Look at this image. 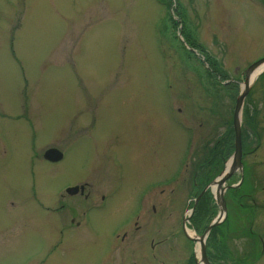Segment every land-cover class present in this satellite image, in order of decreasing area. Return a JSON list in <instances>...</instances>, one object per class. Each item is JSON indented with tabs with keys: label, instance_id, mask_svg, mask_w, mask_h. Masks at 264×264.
Wrapping results in <instances>:
<instances>
[{
	"label": "rangeland",
	"instance_id": "374dc122",
	"mask_svg": "<svg viewBox=\"0 0 264 264\" xmlns=\"http://www.w3.org/2000/svg\"><path fill=\"white\" fill-rule=\"evenodd\" d=\"M173 1L180 18L165 0H0V264H203L194 237L219 213L216 186L200 227L195 212L233 164L229 123L264 58V0ZM253 81L245 150L264 129V72ZM245 159L251 220L228 190L232 227L212 230L210 264H264V133ZM68 210L82 227L60 225Z\"/></svg>",
	"mask_w": 264,
	"mask_h": 264
},
{
	"label": "water",
	"instance_id": "95a60500",
	"mask_svg": "<svg viewBox=\"0 0 264 264\" xmlns=\"http://www.w3.org/2000/svg\"><path fill=\"white\" fill-rule=\"evenodd\" d=\"M263 65H264V58L253 63L245 72L246 80L243 84L242 91L240 95L238 96L237 105L234 111L235 152L232 157L233 164L229 169H227L221 175V177H219L216 181L212 183V185H215L217 187L216 199H217L218 206L220 208V214L212 222V224L206 229L204 235L201 236V238L199 239V242L201 244V255H202L203 264H210L207 258V254H206V245H205L206 238L208 237L211 230L214 227L218 226L228 215L226 199H225V191L228 189V187H224V184L237 170L242 169V162H241L242 143H241V122H240L241 112H242L244 101L254 84V81H252L251 78L253 74ZM44 157L48 161L58 162L63 158V154L56 149H50L46 152ZM76 191H77V188L68 189V192L70 194L76 193Z\"/></svg>",
	"mask_w": 264,
	"mask_h": 264
},
{
	"label": "trees",
	"instance_id": "16d2710c",
	"mask_svg": "<svg viewBox=\"0 0 264 264\" xmlns=\"http://www.w3.org/2000/svg\"><path fill=\"white\" fill-rule=\"evenodd\" d=\"M166 2V7L168 8V9H170V8H172V6H173V3H171V0H165ZM176 15L178 16V18H180L179 17V13H178V11L176 12ZM172 23H173V25H174V27H179V25H181V23L179 22V23H177L176 21H174L173 19H172ZM186 28H184V30H185ZM184 32H186V30L184 31ZM183 32V33H184ZM184 36H185V39H187V41L190 43V45L192 46V47H194V48H197L198 46H196L195 45V43H194V41L191 39V38H189V37H187V34H184ZM190 54L191 55H193L194 56V53H192V52H190ZM210 61V58H207V62H209ZM229 124H231V122L229 123ZM233 133V132H232ZM230 139H231V141L234 139V136H233V134L231 135V137H230ZM231 142L229 141V144H230ZM230 145H229V148L225 151L226 153L229 151V149H230ZM231 150V149H230ZM225 153V156L224 157H228L229 156V153L228 154H226ZM211 155H213L212 153H211ZM222 156H220V158H221ZM220 158H219V156H215V157H213V160H211L210 161V164H211V168H212V170H213V168L215 167V164L214 163H216V162H218V160H220ZM217 159V160H216ZM216 161V162H215ZM213 164H214V167H213ZM212 170H211V174H212ZM218 170V169H217ZM220 170V169H219ZM202 180V179H201ZM251 189H253V186H250V188H247L246 189V191H250ZM231 192H234V195H235V197L236 196H239L240 194H237V192H239V191H235V190H231ZM210 198H211V196H210V193H207L206 195H204L202 198H201V200L199 201V203H198V207H197V209H196V212H195V214L197 215V217H196V225L198 226V227H200L203 223H205V220H207L206 218H207V214L209 213H211L212 212V208H210L211 206V201H210ZM236 199H237V197H236ZM236 199H234L235 201L233 202L234 204L232 205V204H229V206H231L232 208H233V210H235L236 212H238V213H240L241 212V210L243 211V212H241L242 214H244V215H246V217H247V220L249 219V220H251V218H250V210H244L245 209V206H248L247 204L249 203L248 202V199H247V204L246 203H243V204H241V205H238L237 204V202H239V199H237V201H236ZM250 201V200H249ZM245 211V212H244ZM232 213V212H231ZM231 218V217H230ZM229 218V219H230ZM226 222L228 223L229 222V226L230 227H232V224H231V222H230V220L228 221V220H226ZM225 222V223H226ZM234 226V225H233ZM233 230H231V229H228V235L229 234H232L231 232H232ZM251 234V233H250ZM227 238V237H226ZM234 238H237V237H234ZM242 262H243V264H246L245 263V261L242 259Z\"/></svg>",
	"mask_w": 264,
	"mask_h": 264
},
{
	"label": "flooded vegetation",
	"instance_id": "af4514ba",
	"mask_svg": "<svg viewBox=\"0 0 264 264\" xmlns=\"http://www.w3.org/2000/svg\"><path fill=\"white\" fill-rule=\"evenodd\" d=\"M261 99H263V97L261 98ZM256 112H258V111H256ZM249 118V117H248ZM255 118H256V116H255ZM232 127H233V119H232ZM253 131H252V134L255 136V138H254V140L253 141H256V143H257V146L255 147V148H253V150H245V147L243 146V150L245 151V152H243V158H242V165H243V172H244V179H243V182L241 183V186H240V188L238 189V190H240L241 189V187H242V185H243V183H244V181H245V175H246V171L245 170H248V171H250L251 170V167L249 166V167H247V160L245 159L246 158V156H248V155H252L253 154V152L254 151H257L259 148H260V146H261V141H262V134L264 133V129H258V132H256L257 130H254V129H252ZM247 132H249V131H247ZM246 132V133H247ZM248 135H249V133H247ZM251 152V153H250ZM250 153V154H249ZM239 175H240V179H239V181H241L242 180V177H243V175L239 172ZM71 188V187H70ZM69 189V188H68ZM68 189H67V191L66 192H68ZM78 191H80L81 192V194H83L84 192H85V189L84 188H79V189H77V191H76V193H73V194H71L72 196L73 195H75V194H77L78 193ZM254 197V195L253 194H241L240 196H239V198H241V201H243V198H247L248 200H251L252 198ZM101 199H102V201H105L106 200V197L105 196H102L101 197ZM143 201L141 200L140 202H139V206H138V210L135 212L136 213V217L137 218H139L140 217V213H141V211L143 210ZM61 208H66V205L65 204H63L62 205V207ZM256 210H257V207H256ZM69 211V210H68ZM66 213V212H65ZM64 212L62 213L63 215H65V216H67V217H57V219L59 220V222H60V225L63 227V223H65V221H66V219L68 218V220H69V223L71 224V225H74L75 224V222H76V216H75V214H76V212H70L69 211V213L68 214H70V216H68V215H66ZM62 219V220H61ZM191 222H192V219H191ZM85 224V223H84ZM138 224V222H135V226ZM76 225L78 226L77 228H80V227H82V223L81 222H76ZM60 226V227H61ZM136 228V230H138L139 228H140V226H136L135 227ZM254 228V227H253ZM75 230H77V229H75ZM252 235H253V237H255L254 239H258V237H260L259 235H260V233H258L257 231H253L252 230ZM127 234V233H126ZM126 238H127V235H125L124 236V238H123V241L124 240H126ZM158 245H160V243L158 244ZM158 245H154V244H152V248L153 249H156V247L158 246Z\"/></svg>",
	"mask_w": 264,
	"mask_h": 264
},
{
	"label": "bare ground",
	"instance_id": "6f19581e",
	"mask_svg": "<svg viewBox=\"0 0 264 264\" xmlns=\"http://www.w3.org/2000/svg\"><path fill=\"white\" fill-rule=\"evenodd\" d=\"M262 72H264V65L261 66L252 76L251 80L253 81L258 75H260ZM216 190V188L214 189Z\"/></svg>",
	"mask_w": 264,
	"mask_h": 264
}]
</instances>
